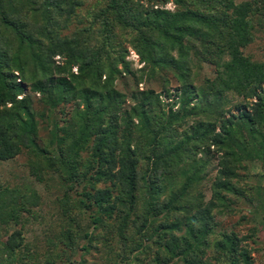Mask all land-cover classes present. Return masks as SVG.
I'll return each instance as SVG.
<instances>
[{
	"label": "trees",
	"instance_id": "trees-1",
	"mask_svg": "<svg viewBox=\"0 0 264 264\" xmlns=\"http://www.w3.org/2000/svg\"><path fill=\"white\" fill-rule=\"evenodd\" d=\"M253 19L264 20V0H0V162L28 150L56 166L67 190L83 183L76 212L58 201L67 253L79 238L84 253L95 247L115 216L122 264L136 249L149 253L142 264H251L222 224L237 199L264 213L263 187L238 185L247 164L264 166V62L241 52ZM128 30L142 68L159 73V93L115 88L130 74L117 40ZM204 64L212 77L199 79ZM36 204L32 192L0 188V223L17 225ZM21 246L19 229L0 245V264H28Z\"/></svg>",
	"mask_w": 264,
	"mask_h": 264
},
{
	"label": "rangeland",
	"instance_id": "rangeland-1",
	"mask_svg": "<svg viewBox=\"0 0 264 264\" xmlns=\"http://www.w3.org/2000/svg\"><path fill=\"white\" fill-rule=\"evenodd\" d=\"M240 1L242 0H235V2ZM91 3L92 1H90ZM164 8L169 11H174L175 9L171 3L164 5ZM252 22L254 25L252 40L241 52L250 61L260 63L264 62V20H261L260 24L254 19ZM74 28L77 29L73 30ZM78 29L79 26L74 27L72 25L62 35H65V33L70 35L73 31L76 33ZM133 37L134 34L129 30L122 31L117 37V40L121 42V48H119L118 53L128 63L130 74H122L121 77L117 78L114 82L115 88L125 94L132 92L134 89H151L155 93H159L161 90L159 73L155 72L152 74L148 68H142L143 64L138 62V58L133 52L130 43ZM53 60L58 62L59 57L56 56ZM72 71L74 72L75 69H72ZM197 75L199 79L210 78L212 77V68L204 64L197 71ZM34 98L37 99L38 97L34 96ZM38 124L39 137L37 139L39 141L37 143L41 146L42 142L43 144L46 142L48 132L47 130H43V124ZM63 125L61 123L59 124V126ZM89 149L88 145L87 149L79 154L81 166L90 160ZM212 164H214V161ZM250 165L249 168L247 164L248 171L246 168V171L243 172L244 174L239 173L238 185L259 186L264 189V166L256 161H253ZM55 169L56 166H53L52 170L43 168L38 156H34L28 150H23L19 155L10 160L0 162V188H18L28 193L32 192L37 202L35 208L31 209L30 214L28 216L23 215L19 219L20 221L17 222V225H14L13 222H9L6 225L0 223V245L3 244L13 231L20 229L22 236V246L20 248L23 252L28 251V256H31L29 258L30 260H23V262H27L28 264H35L36 261H42L47 256H50L54 264H122L120 257L123 256V253L119 249L118 225L116 222L118 218L115 216L105 221L109 234L106 237H98L96 246H89L86 253L81 249L86 242L82 239L79 240L80 238L75 241L69 253L61 245L62 243L59 242V234L61 230L68 226V221L66 216L61 213L58 201L63 196L69 198L68 204L71 205V212H76L74 206L83 183L74 185V189H70L69 191L67 190V185L61 181ZM34 174H37V177ZM207 175L208 177L202 181L201 186L205 200L209 197L208 185L210 184L209 179L214 175L213 166H209ZM38 178L39 180H37ZM96 187L99 189L103 185L98 184ZM235 201L237 203L235 213L223 222L222 230H231L241 238V246L249 249L251 264H264V213L261 209H257L255 213H252L251 206L248 203L243 200L238 201V199ZM253 214H256V216ZM86 216L82 215L80 218L83 228L89 226ZM254 219L256 221H253ZM253 228L257 231L254 237H250ZM102 229H96L95 234L103 235L104 232L101 231ZM88 231H91V229ZM127 246H130L129 243H127ZM140 250L136 249L133 252L126 253L129 259H133L132 264H142L145 258L149 257V253L145 254V252H141ZM65 252L67 253L66 257H62ZM117 256L119 260L116 259ZM66 258L68 259L66 260Z\"/></svg>",
	"mask_w": 264,
	"mask_h": 264
}]
</instances>
